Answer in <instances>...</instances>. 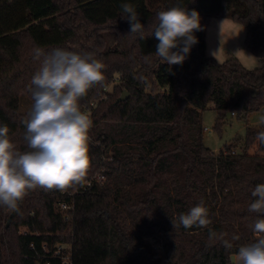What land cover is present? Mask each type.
<instances>
[{"label":"trees","instance_id":"trees-1","mask_svg":"<svg viewBox=\"0 0 264 264\" xmlns=\"http://www.w3.org/2000/svg\"><path fill=\"white\" fill-rule=\"evenodd\" d=\"M135 6L145 39L128 36L121 4ZM200 17L231 19L246 29L245 48L260 67L237 58L223 63L207 55L203 31L182 65L155 55L156 14L176 6ZM0 0V126L20 151L27 150L22 98L41 61L33 49L94 53L104 80L79 101L91 114V167L82 185L63 191H29L19 211L0 206V264H61L58 244H71L73 264H230V252L209 246L208 229L174 230L171 219L203 200L210 227L240 236L232 252L253 240L251 192L264 183V145L249 130L215 153L204 144L203 113L214 104L215 129L264 108V0ZM113 36L114 45L109 44ZM115 84L125 102L107 93ZM107 96V99H101ZM110 152H108V151ZM109 153V154H108ZM108 155V157H107ZM103 174L104 183L86 181ZM78 189V193H76ZM73 205L63 211L61 204ZM151 242L161 243L156 251Z\"/></svg>","mask_w":264,"mask_h":264},{"label":"clouds","instance_id":"clouds-1","mask_svg":"<svg viewBox=\"0 0 264 264\" xmlns=\"http://www.w3.org/2000/svg\"><path fill=\"white\" fill-rule=\"evenodd\" d=\"M123 18L130 26L128 36L145 39V26L134 5L121 4ZM202 30L200 14L177 4L156 14L151 36L158 41L155 55L169 66L182 65L193 45L195 32ZM242 51V50H237ZM40 66L31 78L28 92L34 101L24 119L27 150L20 151L9 136V127L0 126V206L19 211L20 203L31 190L66 191L82 185L91 167L90 130L93 121L81 110L79 101L104 80L105 64L94 53H77L63 48L45 52L33 49ZM216 55V51L211 53ZM264 145V131L256 135ZM249 212L260 214L250 225L253 240L232 252L240 236L217 232L210 227L205 202L171 219L174 230L193 226L208 229L209 246L219 243L230 252V264H264V183L251 192Z\"/></svg>","mask_w":264,"mask_h":264},{"label":"rangeland","instance_id":"rangeland-1","mask_svg":"<svg viewBox=\"0 0 264 264\" xmlns=\"http://www.w3.org/2000/svg\"><path fill=\"white\" fill-rule=\"evenodd\" d=\"M160 0H147L148 3L151 4L153 8L159 7ZM162 7V6H161ZM231 20V19H228ZM229 22H234L233 20ZM237 28H240L242 32L236 31L232 35H236V42H230L232 45L230 46L231 51H227L224 49V42H220L222 46L218 43L217 30L213 27V23L210 27H206V31H202L206 36V44H207V55L216 59L219 63H223L228 58L229 52L232 53L229 58L234 57L240 60L243 66L247 69H256L260 67V63L258 59L247 49L243 48V33L246 31L245 27L239 23H235ZM202 26V25H201ZM235 31V30H233ZM246 33V32H245ZM240 34V36H239ZM109 44L114 45L113 36H109ZM227 48V47H225ZM242 50V51H237ZM216 51V55L213 56L211 53ZM115 84L109 85L107 88V93L115 94V96H119V98L123 95V93L118 94L114 90ZM101 99H107V96H102ZM32 103L27 99V97L22 98L21 103V111L25 114H28L32 108ZM92 113L89 112V116ZM218 112L214 109V104H210L209 108L203 113V125H204V144L207 148L211 149L213 152H220L226 145L233 143L237 139L244 140L247 136V132L252 128H260L264 124V108L260 111L252 113L248 119L239 120L237 117L229 118L225 121L222 126L221 132H218L215 127L217 124ZM108 151V150H107ZM110 152V151H108ZM109 154V153H108ZM251 154L256 155L260 154L264 156V152H260L258 150V146H253L251 150ZM13 214V213H12ZM10 218V217H9Z\"/></svg>","mask_w":264,"mask_h":264},{"label":"crops","instance_id":"crops-1","mask_svg":"<svg viewBox=\"0 0 264 264\" xmlns=\"http://www.w3.org/2000/svg\"><path fill=\"white\" fill-rule=\"evenodd\" d=\"M229 21H231V20H228V19H211V20L207 21L204 17H200V23L202 25L201 27L202 28L204 27L203 28L204 31H206V29L208 27H210L213 23V25H214L213 27H215L217 30L218 43L222 46V44L220 42H222V41L224 42L223 46H224V49L226 50V52L231 51L230 46L232 44L230 42H234V41L236 42L235 38H237V37H236V35H232V34L236 33V31L242 32V30H240V28H237V26L235 24L236 22H229ZM233 30H235V31H233ZM245 32L243 33V46H242L243 48H241V49L245 48V46H244V42H245V38H246ZM239 36H240V34H239ZM205 38H206V36H205ZM225 47H227V48H225ZM231 54L232 53L229 52L228 56H230ZM228 56H227V58H229ZM262 126H260V127H262ZM257 129H259V128H257ZM257 129L252 128L250 130H257ZM251 155H253V154H251Z\"/></svg>","mask_w":264,"mask_h":264},{"label":"built area","instance_id":"built-area-1","mask_svg":"<svg viewBox=\"0 0 264 264\" xmlns=\"http://www.w3.org/2000/svg\"><path fill=\"white\" fill-rule=\"evenodd\" d=\"M108 157V155H107ZM106 180L105 176L103 174H99L97 175V177H95L94 179H89L88 181H86L87 185H91L93 181H96L97 183H104ZM67 191V190H66ZM66 191H63L64 193ZM78 189H76V193H78ZM61 209L63 211H69L71 209H74L73 205H69L67 203H62L61 204ZM152 243V247L154 250L156 251H161L162 250V246L161 243L159 242H151ZM54 258L58 259L61 261V264H73V248L71 244H58L55 252H54ZM42 264V263H39ZM45 264H50L49 261H47Z\"/></svg>","mask_w":264,"mask_h":264},{"label":"water","instance_id":"water-1","mask_svg":"<svg viewBox=\"0 0 264 264\" xmlns=\"http://www.w3.org/2000/svg\"><path fill=\"white\" fill-rule=\"evenodd\" d=\"M129 97H130V94H129L127 91H125V92L123 93V95L119 98V101H120V102H125V101H127V100L129 99ZM16 215H17V211H15V212H13V214H11V216H10V218H9V220H8V225L11 224L12 220L14 219V217H15Z\"/></svg>","mask_w":264,"mask_h":264}]
</instances>
